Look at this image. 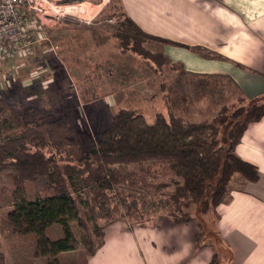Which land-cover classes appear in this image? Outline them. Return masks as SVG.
I'll return each mask as SVG.
<instances>
[{
	"label": "trees",
	"instance_id": "obj_1",
	"mask_svg": "<svg viewBox=\"0 0 264 264\" xmlns=\"http://www.w3.org/2000/svg\"><path fill=\"white\" fill-rule=\"evenodd\" d=\"M73 1L76 0L64 2ZM116 36L122 53L138 55L153 72L161 73L168 63L169 58L162 51L146 47L148 33L130 16L126 15L123 29ZM193 50L205 51L202 47H193ZM213 56L224 58L219 54ZM166 99L169 115L159 112L149 121L141 112L121 108L111 123L98 132L97 141L90 139L86 141L88 144L76 130L72 109L60 117L40 109L35 114L41 116L23 121L18 127L6 117L0 119V172H9L19 188L30 184L34 191L32 198L16 197L6 216L17 234L30 233L34 220L41 225L37 227L35 254L46 257L45 264H57L61 251L79 247L70 224L72 219L82 223L85 215L99 237L97 242L91 237L87 239V247L82 250L85 257L95 254L103 244L104 227L116 217L105 226L99 225L98 220L102 216L113 217L121 204L126 203L127 198L120 193L121 188H126L122 180L133 175L119 166L149 163L169 172L165 183L168 189L161 194L176 205L193 202L199 207L197 214L168 211L177 223L196 221L199 224L197 248L205 244L202 243L204 219L230 198L234 176L240 174L249 182L259 179L257 166L241 158L236 147L247 127L264 118V101L224 104L211 118L195 121L175 115L167 96ZM17 128H22L21 135H8ZM81 142L87 144L90 152L82 157L85 158L82 162L78 159L75 163L73 146ZM48 146L52 149L46 152ZM46 190L50 194L43 196ZM130 205L144 216L139 210L138 197H132ZM55 224L61 231L58 241L48 234ZM222 246L226 250L222 260L234 264L232 249L227 244ZM218 258L216 251L209 264H216ZM0 264H7L4 250H0Z\"/></svg>",
	"mask_w": 264,
	"mask_h": 264
},
{
	"label": "crops",
	"instance_id": "obj_2",
	"mask_svg": "<svg viewBox=\"0 0 264 264\" xmlns=\"http://www.w3.org/2000/svg\"><path fill=\"white\" fill-rule=\"evenodd\" d=\"M118 5L125 16H130L148 33L150 49L160 50L169 58L166 65L172 67L173 73L171 79L163 77L153 72L141 57L121 53L114 37L97 33V27H91L85 20L86 36L73 38L79 46L76 57L91 65L99 55L119 59V73L114 74L117 67L113 68L99 76L102 79L97 82L88 72L93 71V66L89 70L75 69L76 77H83L86 88L101 89L107 108H115L112 106L116 93L124 89L121 102L130 97L149 98L151 89L159 87L160 78L171 82L165 92H160L159 101L166 103V96H172V88H181L176 94L184 97L185 117L195 121L211 118L224 104L264 101V0H119ZM168 39L173 42H167ZM97 41L103 46L101 53L95 51ZM16 62L10 60L9 69ZM129 62H135L134 66L130 67ZM166 65L163 72H168ZM30 80L28 77L22 82L27 86L33 83ZM128 88L138 91L128 93ZM236 151L257 166L259 179L249 182L240 174L235 175L230 198L213 212L215 227L210 232L218 236L219 243L211 241L197 248L199 224L177 223L167 214L148 224H128L125 219H116L105 226L103 244L95 254L73 257L70 264H209L222 243L232 249L235 264H264V118L247 127ZM238 181L239 186L235 185ZM69 252L74 250L61 251L58 256Z\"/></svg>",
	"mask_w": 264,
	"mask_h": 264
},
{
	"label": "rangeland",
	"instance_id": "obj_3",
	"mask_svg": "<svg viewBox=\"0 0 264 264\" xmlns=\"http://www.w3.org/2000/svg\"><path fill=\"white\" fill-rule=\"evenodd\" d=\"M59 3L60 6H66L63 8V12H72L74 15L65 13L61 15L56 22L50 23L52 24L51 26H46V31L49 33L50 39L35 46L36 52L34 56L28 53L25 56L14 58L17 62L15 64L16 66L12 69H9L10 60L9 62L7 61L8 63L5 62L6 64L3 67L2 65L4 63L1 65L0 119L6 117L14 127H18L24 123L23 121L37 119L41 116L40 114L39 116L35 114V111H39L40 109L44 110L47 114H55L56 117L63 116L67 114L69 109H72L76 119V130L82 140L86 142L90 139L97 141L98 132L111 123L115 114L113 111L123 107L143 113L149 121H153L159 112L169 115L170 109L167 104V99L166 103L159 101V94L161 91L164 92V88L171 80L166 81L165 78L164 80L158 78L159 87L155 86L151 89L149 98H146V95L145 98L142 99L140 97V99L137 98L136 100V97H127V99L129 98L127 102H121L120 98H122L125 89L123 91H117L116 102H114L112 106L115 108H107L100 94L102 93L101 89H96L95 87L86 88L82 81L83 77H76L78 73H75V69H77V67L83 71L85 69L89 70L90 67L93 66V71L88 72L93 76L95 82L102 79L101 77V79H99V76L107 74L113 68L117 67L114 74L119 73L120 64H118V58L114 61L111 56H108V58L103 56L101 58L99 55V57L94 58L93 65L80 61L75 55L79 46L75 45L73 39L76 36H86L84 32L87 28L86 18L77 17L76 14L78 12L79 14H83L84 12L91 13L94 6L99 5V7L96 8V10H99L98 13H95L96 16L94 15L93 19H87L90 26L97 27L95 30L97 33H108V35L114 37L116 41H118L116 34L123 29V22L126 19L125 14L122 13L123 11L119 8V0H76L73 2L65 3L62 1ZM82 3H88L91 7L87 4L85 9H76L74 13L73 7ZM116 15H123L125 19L115 23L105 22V19H110ZM82 31L84 34L81 33ZM112 40L114 41L113 38ZM145 42L146 47L150 49L149 38H147ZM95 44H98V47H95V51L98 49V53H101L103 49L102 44L99 41L95 42ZM118 49L120 51L119 47ZM64 52H66V54H64ZM134 63L135 62H129V66L133 67ZM166 66L168 72H163L162 70L160 74H163V77L170 78L173 73L172 67L170 65ZM45 67H48V70L44 71L43 69ZM80 73L83 75L82 72ZM28 77H30V81L33 83L26 86L22 81ZM45 80L49 83L47 84L44 82ZM92 83L95 84L94 82ZM92 83L87 85L91 86ZM172 83L175 82L172 81ZM130 89L131 88H128L126 91L129 93V91H133L134 88ZM177 90L180 91L181 88L177 89L173 87L172 96H167V98L171 105L170 108L176 112L173 111V113L177 116L185 117L184 97L182 99L181 95L176 94ZM136 91H138V89H134L133 92ZM92 96L93 98H91ZM164 98L165 96H163V99ZM90 100L93 102H88V104H86V102ZM22 131V128H17L8 135L19 136L22 134ZM86 143L81 142L79 144H74L73 148L75 150H73V155L77 158L74 161L75 163L79 162L78 159H81L80 162H82L85 159L82 157L89 154L90 150L87 148L88 143ZM50 149L52 148L48 146L45 151L49 152ZM77 149H81V151L78 152L76 151ZM119 168H127L128 171L133 172L131 178L122 180L126 188H121L120 193L127 198L125 199L126 203L121 204L119 211L114 214L113 217L107 218L106 216H102L99 218V225L105 226L111 218L115 217L116 219H125L128 224L152 223L155 222L161 214H167L171 217L168 214V211H170V205L168 204H171L172 209H175L177 212L190 211L193 214H197L199 207L193 202L176 205L169 202L170 200H164L161 192L168 189L165 183L168 181L170 174L168 171L162 169L161 166L143 163L119 166ZM233 180L234 179L231 181L232 187L234 186ZM239 184V181L235 183L237 186H239ZM33 194L34 191L30 184H26L24 188H19L17 183L13 181L9 172H0V250H4L5 254H7L6 257L7 262L9 260V264H45L47 261L46 257L37 256L35 254L36 238L39 235L37 227H41V225L37 222L35 224L34 220L31 223L32 231L30 233L24 235L17 234L12 230L6 216L7 210L12 207L16 197L23 195L27 198H32ZM49 194L50 191L47 190L42 192L43 196ZM132 197H138L139 210L144 213V216H140L137 210L131 207L130 201ZM111 206L113 207L114 203H112ZM83 218L84 222L82 223H79L76 219L70 221L72 230L77 237L79 247L74 250V252L57 256L58 264H63V262L70 264V259L73 257H84L82 250L87 247L86 243H88L87 239H89V237L96 242L99 241V237L94 234L92 222L88 220L85 215ZM116 219H112V221ZM213 219V211H211L203 221L206 228L205 236L202 240V243H205L202 244L204 246L207 245V242L211 241L213 243H219L218 236H216L214 232H210L213 227H215L213 225ZM48 232L53 240L58 241L61 237L60 227L57 224L50 227ZM40 234L43 235V232ZM217 251L219 258L216 264H227V261L224 262L222 260V258H225L224 252L226 254L224 246L219 245ZM215 253L216 250L214 254ZM227 260H229V258H227Z\"/></svg>",
	"mask_w": 264,
	"mask_h": 264
},
{
	"label": "built area",
	"instance_id": "obj_4",
	"mask_svg": "<svg viewBox=\"0 0 264 264\" xmlns=\"http://www.w3.org/2000/svg\"><path fill=\"white\" fill-rule=\"evenodd\" d=\"M68 0H0V66L14 58L34 54L35 45L48 40L46 26L61 15L59 2ZM125 19L116 15L105 22Z\"/></svg>",
	"mask_w": 264,
	"mask_h": 264
},
{
	"label": "bare ground",
	"instance_id": "obj_5",
	"mask_svg": "<svg viewBox=\"0 0 264 264\" xmlns=\"http://www.w3.org/2000/svg\"><path fill=\"white\" fill-rule=\"evenodd\" d=\"M88 6H90V5H88ZM94 6V5H93ZM66 6H64V5H62V6H59V7H57V11L59 12V13H67V14H72V15H74L72 12H66V11H64L63 12V8H65ZM91 7V6H90ZM99 7V5H97V6H94V8L92 9V11H91V13H86V12H84L83 14H79V12L76 14L77 16H80V17H84V18H86V20L90 17V19H93L94 18V13L97 11L96 10V8H98ZM82 8H86V4H79V5H76L75 7H73V11H74V13L76 12V9H81L82 10ZM75 9V10H74ZM93 16V18H91ZM90 19H88V20H90Z\"/></svg>",
	"mask_w": 264,
	"mask_h": 264
}]
</instances>
